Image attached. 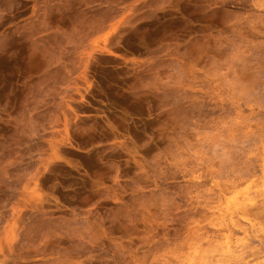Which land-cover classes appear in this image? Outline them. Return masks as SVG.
<instances>
[{
  "label": "rangeland",
  "instance_id": "obj_1",
  "mask_svg": "<svg viewBox=\"0 0 264 264\" xmlns=\"http://www.w3.org/2000/svg\"><path fill=\"white\" fill-rule=\"evenodd\" d=\"M0 13V264H264V0Z\"/></svg>",
  "mask_w": 264,
  "mask_h": 264
},
{
  "label": "bare ground",
  "instance_id": "obj_2",
  "mask_svg": "<svg viewBox=\"0 0 264 264\" xmlns=\"http://www.w3.org/2000/svg\"><path fill=\"white\" fill-rule=\"evenodd\" d=\"M11 1H12V0H11ZM1 3H2V2H1ZM1 6H2V5H1ZM1 10H2V9H1ZM0 14H2V13H0ZM2 17H3V16L0 17V23H3V22H4V19H3L4 17H3V18H2ZM2 19H3V21H2ZM2 26H3V25H2ZM3 35H4V34H3ZM1 38H2V37H1ZM5 39H6V38H5ZM3 41H4V40H3ZM2 75H3V74H2ZM3 77H4V76H3ZM0 78H1V77H0Z\"/></svg>",
  "mask_w": 264,
  "mask_h": 264
}]
</instances>
